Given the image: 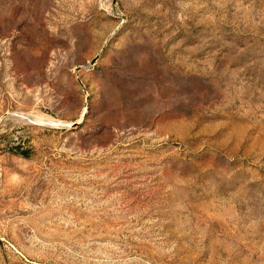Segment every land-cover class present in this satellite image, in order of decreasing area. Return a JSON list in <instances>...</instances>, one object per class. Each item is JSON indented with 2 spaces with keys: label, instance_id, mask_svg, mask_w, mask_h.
Segmentation results:
<instances>
[{
  "label": "rangeland",
  "instance_id": "374dc122",
  "mask_svg": "<svg viewBox=\"0 0 264 264\" xmlns=\"http://www.w3.org/2000/svg\"><path fill=\"white\" fill-rule=\"evenodd\" d=\"M0 264H264V0H0Z\"/></svg>",
  "mask_w": 264,
  "mask_h": 264
}]
</instances>
